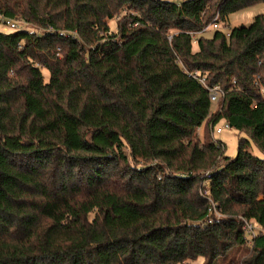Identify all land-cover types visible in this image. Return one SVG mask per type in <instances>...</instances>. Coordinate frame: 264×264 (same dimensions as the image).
<instances>
[{
	"label": "trees",
	"instance_id": "16d2710c",
	"mask_svg": "<svg viewBox=\"0 0 264 264\" xmlns=\"http://www.w3.org/2000/svg\"><path fill=\"white\" fill-rule=\"evenodd\" d=\"M258 3L0 0V264H264V14L221 29Z\"/></svg>",
	"mask_w": 264,
	"mask_h": 264
},
{
	"label": "rangeland",
	"instance_id": "374dc122",
	"mask_svg": "<svg viewBox=\"0 0 264 264\" xmlns=\"http://www.w3.org/2000/svg\"><path fill=\"white\" fill-rule=\"evenodd\" d=\"M259 14H264V3H258L255 5H252L250 7H247L245 9H242L238 12H235L233 14L230 15V20L228 23V27L225 26H221V29L223 30H228L234 26L237 25H250L255 17ZM117 17L115 19H112L110 21V24L112 26V28L114 30H116V26H117ZM33 28H37L36 26H32ZM0 29H3V24L2 22H0ZM11 32L15 31V30H9ZM215 32V29L213 27H210L207 31L204 32V35L206 36H211L213 33ZM194 48L197 49V43L195 42L194 44ZM261 80H263V76L260 78ZM222 102V100L220 102L217 103H213V110H216L219 107V104ZM225 125V121L222 119L220 120L216 125H215V129H217L218 127H223ZM206 129V136L209 135L212 139H214V136L216 139L221 140L226 147V155L230 156V157H235L238 154V146H239V139L241 137H245L246 134L244 132H241L237 129H234L232 127L230 128H224L223 132L218 134L215 133V135H213L212 132V128L210 125L204 123L200 129H198L197 134L201 137L204 138V132ZM253 152L256 155H261V152L259 151V149L256 146H253ZM202 192H204V190H202ZM264 229H262L259 225H256V231H262ZM187 264V263H185ZM188 264H203V257H198L197 259H195L194 261L188 263Z\"/></svg>",
	"mask_w": 264,
	"mask_h": 264
},
{
	"label": "built area",
	"instance_id": "2783aa9c",
	"mask_svg": "<svg viewBox=\"0 0 264 264\" xmlns=\"http://www.w3.org/2000/svg\"><path fill=\"white\" fill-rule=\"evenodd\" d=\"M3 24V30L5 31H9V30H19L22 29L24 27H26L25 22H23L21 19H7L6 21L2 22ZM212 27L214 29H219L220 25L216 22L212 25ZM193 77L197 78L210 92V98L213 102L217 103L220 102L223 97L225 96V91L221 88L220 85H210L207 80L206 77L204 75H201L199 72H194L192 73ZM264 92V89H263ZM231 126L229 125L228 122H225V125L223 127H218L217 129H215V127H212V132L213 135H215V133H222L224 128H230ZM215 140H218L215 138ZM207 184V186L210 184L209 180L205 182ZM205 193H208L207 191ZM223 214L218 210L216 203L210 199V207H209V214L205 220V222L211 223L215 218H220L222 217ZM245 225L244 228L246 229L247 233L250 236H254V234L256 233V225L254 223H252L251 221H249L248 219L242 217ZM188 264V263H187Z\"/></svg>",
	"mask_w": 264,
	"mask_h": 264
},
{
	"label": "crops",
	"instance_id": "0c3cea01",
	"mask_svg": "<svg viewBox=\"0 0 264 264\" xmlns=\"http://www.w3.org/2000/svg\"><path fill=\"white\" fill-rule=\"evenodd\" d=\"M200 128H201V127H200ZM200 128H199V129H200Z\"/></svg>",
	"mask_w": 264,
	"mask_h": 264
}]
</instances>
